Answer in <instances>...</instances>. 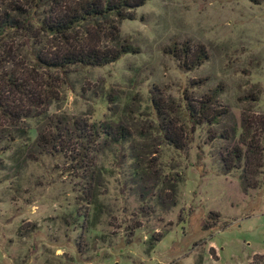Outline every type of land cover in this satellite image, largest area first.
I'll list each match as a JSON object with an SVG mask.
<instances>
[{
	"label": "rangeland",
	"instance_id": "rangeland-1",
	"mask_svg": "<svg viewBox=\"0 0 264 264\" xmlns=\"http://www.w3.org/2000/svg\"><path fill=\"white\" fill-rule=\"evenodd\" d=\"M103 28L75 34L133 53L61 77L30 68L18 36L3 42L12 62L0 64L1 102L16 114L26 107L4 90L9 69L27 93L37 92L30 78L38 93L53 92L38 118L0 115V264H264V0H145L113 41ZM198 50L204 59L190 68ZM213 90L225 117L180 136L181 104ZM54 119L60 135L74 121L121 127L128 138L109 146L100 136L80 157L81 141L62 135L38 148ZM166 123L178 150L157 133ZM247 142L260 148L259 166L243 174L241 159L228 169L222 160Z\"/></svg>",
	"mask_w": 264,
	"mask_h": 264
},
{
	"label": "trees",
	"instance_id": "trees-1",
	"mask_svg": "<svg viewBox=\"0 0 264 264\" xmlns=\"http://www.w3.org/2000/svg\"><path fill=\"white\" fill-rule=\"evenodd\" d=\"M144 2L145 0H0V64L3 62L11 64L12 62V58L8 55L9 51L3 50L7 45L3 42L8 36H18L22 45L27 50H32L30 68L52 70L59 72V76L63 70L69 67L93 68L115 62L120 56L133 53V50L127 45H118L114 48L90 46L82 39L85 31L77 36L75 30L83 25L95 26L97 23H101L104 28L97 31L99 36L107 37L108 41H113L119 22L129 20L131 12L142 6ZM47 39L50 41L47 42ZM202 59H204V54L198 50L193 55L194 61L189 65L190 68H193ZM4 77V82L7 85L4 90L10 88L11 94L17 95L18 100H22L20 104L23 103L26 107L19 109V113L16 114L13 109L6 106V103H2L0 98L1 117L7 121L38 118L39 113L43 111L42 108L46 105L48 96H51L53 91L51 92V89L46 85L38 93L39 87L36 85V80L30 78L29 85L31 84L37 92L35 94L31 91L27 93L25 87L28 81H24V78H15L11 69ZM51 84L53 90L56 87L53 80H51ZM0 93L9 95L3 91ZM216 95V91L213 90L209 98L198 102L195 107L183 99L184 102L179 107V117L182 123L179 124L180 128L177 127L180 136L186 138L191 134L192 127L201 122L211 126L218 124L220 119L225 117L224 108L214 107ZM151 105L156 115H160L157 103L151 101ZM59 124V120L54 119L50 122L49 131L36 135L35 144L38 148L53 149L62 135L66 141L71 138L81 141L75 153L80 157L89 150L88 144L91 145L100 136L109 146H120L128 138L121 127L111 128L108 124L99 123L79 122L77 124L74 121L70 123L69 129L60 135L56 131ZM173 132L174 128L168 126L167 123L164 129L157 128L160 138L178 150L180 146L177 144ZM218 138L226 139L221 135H218ZM237 144L243 145L240 139L237 140ZM245 150L241 152L239 146L235 145L229 155H226L227 159L222 161H227L228 169H232L234 168L232 164L237 165L242 159V173L244 174L246 170L251 173L259 166L260 148L256 143L247 142Z\"/></svg>",
	"mask_w": 264,
	"mask_h": 264
}]
</instances>
